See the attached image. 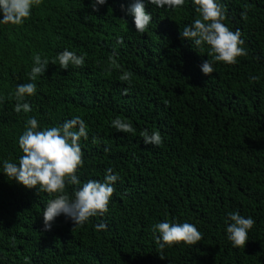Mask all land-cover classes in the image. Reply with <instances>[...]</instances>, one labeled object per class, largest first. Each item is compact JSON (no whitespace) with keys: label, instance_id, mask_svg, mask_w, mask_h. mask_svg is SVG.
Instances as JSON below:
<instances>
[{"label":"trees","instance_id":"1","mask_svg":"<svg viewBox=\"0 0 264 264\" xmlns=\"http://www.w3.org/2000/svg\"><path fill=\"white\" fill-rule=\"evenodd\" d=\"M92 2L41 0L21 25L0 24V264H264V0H218L247 51L235 64L181 37L198 16L194 0L176 9L145 0L153 18L143 33L129 11L135 0H106L98 11ZM64 50L83 56V67L62 69ZM35 54L49 64L32 81ZM206 60L210 76L201 71ZM126 71L130 84L120 80ZM29 82L36 92L21 103L32 110L17 113L14 92ZM76 116L88 131L80 186L102 182L109 168L119 179L103 216L74 228L61 215L44 231L52 197L10 180L3 162L18 164L29 118L42 131ZM116 118L134 132H118ZM146 129L162 144L146 145ZM237 211L255 221L240 248L226 231ZM162 221L194 224L203 239L161 250L152 228Z\"/></svg>","mask_w":264,"mask_h":264},{"label":"clouds","instance_id":"2","mask_svg":"<svg viewBox=\"0 0 264 264\" xmlns=\"http://www.w3.org/2000/svg\"><path fill=\"white\" fill-rule=\"evenodd\" d=\"M41 0H0V13L2 19L0 24L21 25L31 16L32 8L38 6ZM106 0H93L92 8L98 11L97 5H104ZM147 3L160 8H181L185 0H147ZM197 18L185 25L181 30V37L187 38L194 43L195 48L203 49L204 45L211 48L209 55H213L214 61L226 64H235L237 58L247 55L242 45L241 31H232L226 26L224 5L218 0H194ZM134 17L136 31L143 33L152 21V15L146 10L145 0H135L129 9ZM242 18H247V12L241 13ZM123 43L122 38L118 41ZM34 65L29 73L30 80L35 81L38 75H43L49 61L41 59L35 54ZM111 59V58H110ZM59 65L62 69H68L69 65L83 67L84 57L78 56L75 52L64 50L58 54ZM55 63V61H53ZM213 61L206 60L201 65L204 75L210 76L215 69ZM132 73L124 72L120 80L131 83ZM253 80L257 77H252ZM36 92L34 82L17 85L14 92L17 101L15 111L23 110L30 112L31 106L27 102L21 103L25 96H32ZM127 94V89H125ZM12 97L9 96V99ZM3 98L0 97V101ZM112 126L123 133H133L132 125L120 118L112 121ZM36 118L27 120L26 129L20 135L18 144L23 152L18 164L5 160L3 172L10 180H15L26 188H38L40 192L49 194L47 206L42 214L44 231H50L56 218L63 215L70 219L74 225L83 226L89 218L97 215L103 216L108 212L110 198L115 192L114 184L119 176L113 174L111 168L106 170L105 179L101 182L90 179L81 185L77 176L78 169L83 166V151L80 146L81 138L88 139L87 125L85 121L76 116L66 120L62 126H52L44 130H38ZM78 129V130H77ZM146 145L159 146L162 144V136L159 131L151 134L146 129L141 133ZM77 186L69 196L66 193L67 186ZM227 237L232 246L244 247L248 241L249 230L254 226L252 217H244L238 211L228 214ZM73 228V229H74ZM106 225L101 223L97 229H105ZM154 233H159L156 243L162 250L165 246H172L181 242L187 245H195L203 239L202 233L191 223L159 222L153 225ZM161 259H164L161 256Z\"/></svg>","mask_w":264,"mask_h":264}]
</instances>
